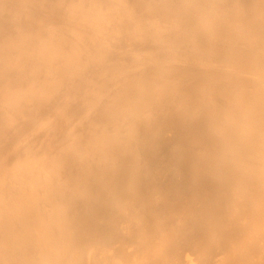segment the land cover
<instances>
[{
	"label": "bare ground",
	"instance_id": "obj_1",
	"mask_svg": "<svg viewBox=\"0 0 264 264\" xmlns=\"http://www.w3.org/2000/svg\"><path fill=\"white\" fill-rule=\"evenodd\" d=\"M0 264H264V0H0Z\"/></svg>",
	"mask_w": 264,
	"mask_h": 264
}]
</instances>
